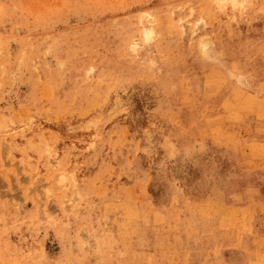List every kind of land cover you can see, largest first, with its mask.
I'll list each match as a JSON object with an SVG mask.
<instances>
[{"label": "rangeland", "instance_id": "1", "mask_svg": "<svg viewBox=\"0 0 264 264\" xmlns=\"http://www.w3.org/2000/svg\"><path fill=\"white\" fill-rule=\"evenodd\" d=\"M0 264H264V0H0Z\"/></svg>", "mask_w": 264, "mask_h": 264}, {"label": "bare ground", "instance_id": "2", "mask_svg": "<svg viewBox=\"0 0 264 264\" xmlns=\"http://www.w3.org/2000/svg\"><path fill=\"white\" fill-rule=\"evenodd\" d=\"M152 32L153 30L152 29H145L144 30V37H145V40L146 42L149 41L152 37Z\"/></svg>", "mask_w": 264, "mask_h": 264}]
</instances>
